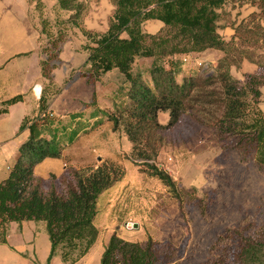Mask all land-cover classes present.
Listing matches in <instances>:
<instances>
[{"label": "trees", "instance_id": "trees-1", "mask_svg": "<svg viewBox=\"0 0 264 264\" xmlns=\"http://www.w3.org/2000/svg\"><path fill=\"white\" fill-rule=\"evenodd\" d=\"M111 1L114 8L107 29L83 27V32L90 67L85 76L90 83L114 69L124 77L114 110L101 109L93 100L90 105L95 115L76 111L62 117L53 113L50 100L60 92L53 80L54 60L62 37L54 39L44 49L49 54L41 60L46 83L38 113L26 116L20 125V131L29 129L30 135L20 146L8 177L0 182V244L8 242L11 222H43L51 241L48 264L55 255L66 264H75L90 251L100 232L95 223L99 198L121 176L108 161L97 167L67 166L62 174L47 178L37 176L35 166L48 157L60 158L65 146L105 122L127 136L130 157L139 160L136 164L142 171L157 177L180 203L182 193L189 191L157 158L163 147L194 137L203 129L221 143L223 151L237 150L244 159L253 154L264 168V112L259 107L264 65L258 64L261 74H246L243 79L233 76L232 67H239L243 58L233 57L237 41L225 40L219 31L229 0ZM57 2L61 9L73 12L74 20H81L87 10L83 0ZM261 3L264 6V0ZM148 20H159L163 26L155 33L146 31ZM253 27L241 23L236 28L239 41L247 36L264 41L262 27ZM208 49L224 53L210 73L199 67L185 70V61L175 58ZM145 57L152 59L150 66L135 70L139 58ZM22 100L23 95H16L2 101L0 113ZM161 113H168L165 122L160 120ZM213 250L216 254L202 264H264V222L226 229ZM175 255L176 248L169 241L151 236L130 241L115 232L101 264H159Z\"/></svg>", "mask_w": 264, "mask_h": 264}, {"label": "rangeland", "instance_id": "rangeland-1", "mask_svg": "<svg viewBox=\"0 0 264 264\" xmlns=\"http://www.w3.org/2000/svg\"><path fill=\"white\" fill-rule=\"evenodd\" d=\"M83 1L87 10L81 20H74L71 18L73 12L61 9L57 0H29L31 18L40 30V49L44 57L48 52L44 49L52 46L51 41L62 37L58 41L54 62L57 77H62V74L64 77L61 84L56 83L53 77L59 94L69 85H78L76 79L90 70L86 64L88 54L84 49L88 42L83 32V27L88 29L85 19L88 22L93 19L103 21L91 16L93 10L101 6L100 0ZM144 28L154 32L158 24L148 20ZM259 40L247 36L242 42L237 41L233 57L238 61L248 58L264 65V41ZM186 58L190 63L194 62L193 57ZM202 59V56H197V63H201ZM151 60L141 58L134 65L135 70L148 67ZM241 62L239 67H232L237 76L244 74L241 73ZM215 66L204 62L201 67H193L210 73ZM123 80L118 70H111L102 74L96 82L100 90L107 92L112 87L118 89ZM86 81L90 85V81ZM79 85L76 90L87 92L85 82ZM91 98L98 105L96 95ZM101 103L109 112L114 110L112 100L102 99ZM167 119L168 113L160 114L161 121ZM105 140L101 141V145L106 153L113 154L114 160H103L104 156H101L97 159L93 157L88 164L84 163L86 165L76 160L71 164L72 159L66 162L75 168L97 167L104 161L116 165L121 178L100 196L98 205L102 209L98 212L96 223L104 228L108 220L110 222L118 217L115 228L127 240L145 241L151 236L158 241L171 242L176 248V255L159 264H202L216 254L213 244L226 229L264 222V168L259 167L253 154L244 159L237 150L223 151L221 143L207 130L163 147L158 155L157 163L189 191L187 196L182 193V204L171 196L157 177L142 171L143 168L136 164L139 160L130 157L131 143L124 133L115 132L112 139ZM109 207L112 210H108Z\"/></svg>", "mask_w": 264, "mask_h": 264}, {"label": "crops", "instance_id": "crops-1", "mask_svg": "<svg viewBox=\"0 0 264 264\" xmlns=\"http://www.w3.org/2000/svg\"><path fill=\"white\" fill-rule=\"evenodd\" d=\"M261 1L263 0H229L225 4L223 8L225 15L220 20L219 30L225 40L239 41L236 28L241 23L248 24L249 29L259 24L264 31V6ZM100 3L101 6L96 7L91 16L103 19V21L93 19L88 22L86 18L85 25L90 30L105 31L107 29V19L114 6L111 0H100ZM153 22L158 24V29L152 32L155 33L163 26V23L154 20ZM223 54L220 50L208 49L202 52L176 55L175 58L185 61L183 68L186 70L204 62L215 66ZM199 55L203 58L201 63L196 61ZM186 56L193 57L194 62L187 61ZM43 57L40 49V30L31 18L29 0H0V103L13 96L23 95L22 101L9 106L7 112L0 113V182L8 177L18 157L20 146L30 135L29 129L20 131L23 119L38 113L40 98L46 83L41 69ZM241 67V73L261 74V68L257 62L248 58H243ZM145 68H139V70L145 71ZM231 72L234 75V68ZM243 75L234 76L243 79ZM61 76L64 77L63 74ZM53 77L56 83L61 84L63 78L57 77V68L53 69ZM87 79L86 76H81L76 79L75 83L79 85L85 82L88 85ZM78 85H69L60 94L51 98L50 109L54 114L64 117L67 113L84 111L87 114L93 112L91 115H95L96 112L90 105L93 101L92 96L96 95L99 108L107 110L101 100H112V103L116 104L120 95L121 86H118V89L112 87L105 92L99 89V83L94 82L87 86V92L82 90L80 92L75 88ZM260 92L259 107L264 112V83L260 86ZM114 135L115 131L111 123L105 122L94 130L81 134L74 143L65 146L60 158L48 157L39 162L34 172L39 177L47 178L50 174H62L68 166L66 162L68 159H72L71 164L74 160L81 161L83 163L81 165L88 164L93 157L97 159L104 156L103 160H114L113 154L106 153V149L101 145V141L106 142L105 138L110 140ZM73 165L76 166V164ZM98 208L100 212L102 209L100 205ZM109 209L112 210L110 207ZM117 219L118 217H114V220L110 222L108 220L104 228H100L95 219L100 231L97 241L90 251L75 264H101L103 253L112 234L117 232L123 237L115 228ZM134 226L138 227V224L134 223ZM50 253L51 241L45 223L33 220L22 223L11 222L8 227V242L0 244V264H48ZM49 264L66 263L60 255H55Z\"/></svg>", "mask_w": 264, "mask_h": 264}, {"label": "built area", "instance_id": "built-area-1", "mask_svg": "<svg viewBox=\"0 0 264 264\" xmlns=\"http://www.w3.org/2000/svg\"><path fill=\"white\" fill-rule=\"evenodd\" d=\"M207 66H208V65H207ZM207 66H205V68H206Z\"/></svg>", "mask_w": 264, "mask_h": 264}, {"label": "water", "instance_id": "water-1", "mask_svg": "<svg viewBox=\"0 0 264 264\" xmlns=\"http://www.w3.org/2000/svg\"><path fill=\"white\" fill-rule=\"evenodd\" d=\"M137 226V225H136Z\"/></svg>", "mask_w": 264, "mask_h": 264}]
</instances>
